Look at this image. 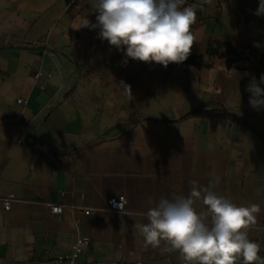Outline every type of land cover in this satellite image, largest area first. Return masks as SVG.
<instances>
[{"label":"crops","instance_id":"1","mask_svg":"<svg viewBox=\"0 0 264 264\" xmlns=\"http://www.w3.org/2000/svg\"><path fill=\"white\" fill-rule=\"evenodd\" d=\"M96 3L0 0V264H56L78 230L91 238L84 264H187L133 226L147 223L149 198L187 195L190 181L216 176L217 194L260 206L248 235L264 257V109L246 91L264 74L259 0H186L198 61L167 68L123 64L90 27ZM119 196L124 212L104 210Z\"/></svg>","mask_w":264,"mask_h":264},{"label":"clouds","instance_id":"2","mask_svg":"<svg viewBox=\"0 0 264 264\" xmlns=\"http://www.w3.org/2000/svg\"><path fill=\"white\" fill-rule=\"evenodd\" d=\"M185 5L186 0H97L96 23L90 27L99 29L98 38L124 54L123 64L130 58L167 68L186 61L195 42L196 9ZM254 15L264 16V0H259ZM253 46L261 44L253 42ZM246 91L250 106L264 109V74L259 81L252 77ZM219 182L216 176L205 187L192 180L187 195L174 190L171 198H149L147 223L135 224L134 231L143 236L146 246L157 248L166 242L187 264H237L240 258L243 264H264L259 244L248 235L260 206L237 205L217 194ZM197 202L206 206L209 215L197 211Z\"/></svg>","mask_w":264,"mask_h":264},{"label":"built area","instance_id":"3","mask_svg":"<svg viewBox=\"0 0 264 264\" xmlns=\"http://www.w3.org/2000/svg\"><path fill=\"white\" fill-rule=\"evenodd\" d=\"M41 76V73H36L35 78L39 79ZM17 103L19 105H25L27 103V100L24 98H18ZM20 144H24L23 140H19ZM14 201V197H9L5 199L4 201V208L5 210H9L11 208V204ZM125 205H126V197L125 196H119V197H111L107 200V205L104 210L113 212V213H122L125 211ZM47 206L49 207L51 213L59 215L63 211V205L61 204H55V203H48ZM72 208L80 211L84 215L91 216L94 215L97 212L96 208L92 207H85L81 205H72ZM91 245V238L87 235H84L80 232V230L77 231L74 241L67 253H64L60 257H58L55 260L56 264H84L81 262V256L83 253L90 247Z\"/></svg>","mask_w":264,"mask_h":264},{"label":"trees","instance_id":"4","mask_svg":"<svg viewBox=\"0 0 264 264\" xmlns=\"http://www.w3.org/2000/svg\"><path fill=\"white\" fill-rule=\"evenodd\" d=\"M198 61V58L197 57H192V56H189L188 59L186 60V62H197Z\"/></svg>","mask_w":264,"mask_h":264}]
</instances>
